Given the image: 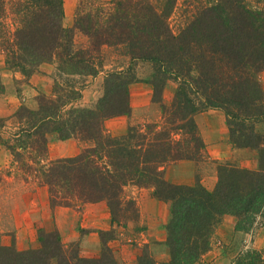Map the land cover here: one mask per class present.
<instances>
[{
  "label": "trees",
  "instance_id": "16d2710c",
  "mask_svg": "<svg viewBox=\"0 0 264 264\" xmlns=\"http://www.w3.org/2000/svg\"><path fill=\"white\" fill-rule=\"evenodd\" d=\"M176 1L169 0L160 12L152 0H112L107 6L80 0L74 26L66 27L64 0H0V44L11 69L30 76L41 63L54 62L67 76H95L104 64V48L123 46L131 63L153 64L156 91L169 80L177 84L171 104H162V120L115 136L106 133V120L131 110L127 70L107 75L105 96L94 108L75 103L79 88L65 87L66 93H60L64 86L58 82L55 95L41 93L35 109L17 113L21 121L9 137H3L6 124H0V139L26 179L41 177L48 186L52 206L82 207L105 200L114 221L136 219L139 210L126 197L127 187L154 185L156 195L173 205L169 264H196L226 214L236 216L237 229L246 231L264 215V131L257 129L264 122L259 79L264 70V6L255 8L249 0L202 4L175 32L168 17ZM77 32L87 38L85 45L77 43ZM210 108L225 111L236 146L259 150V167L219 162L213 190L201 183L168 182L166 165L207 156L195 115ZM51 134L92 144L76 156L47 161ZM47 236L44 247L36 250L0 247L8 251H0V264H120L109 254L85 258L71 253L57 230ZM132 264L160 263L146 248ZM234 264H264V255L249 250Z\"/></svg>",
  "mask_w": 264,
  "mask_h": 264
},
{
  "label": "rangeland",
  "instance_id": "374dc122",
  "mask_svg": "<svg viewBox=\"0 0 264 264\" xmlns=\"http://www.w3.org/2000/svg\"><path fill=\"white\" fill-rule=\"evenodd\" d=\"M111 1L94 0L95 3H93L106 5ZM249 1L255 8L259 6L263 8L264 6V3H258L256 0ZM152 2L157 10L161 12L165 10L169 0H152ZM216 2L217 0H177L168 17L173 30L178 32L185 25L186 21L190 19L193 10L199 7V5L214 4ZM94 4L92 6L95 7ZM79 5L80 0H64V25L66 27L74 26L76 9ZM76 40L79 45H85L87 42V38L80 32L76 33ZM103 54L104 64L100 72L95 76H67L58 71L57 64L54 62H43L30 76H26L21 71L14 68L11 69L8 66L6 53L0 44V118H4L5 120L3 122L0 121V124L1 126L4 123L6 124V128L2 130L3 137H9V132L15 130L16 125L21 121L17 113H25L29 108L35 109L38 106L37 97L41 93L55 95L54 90L58 88V82H60L61 86H64L63 88H59L60 93H66L64 92L65 87L66 91L79 88L80 97L75 100V103L78 105L83 107H96L99 101L105 96V81L107 75L117 70H127V79L132 80L129 85L130 95L132 94V89L138 85H151L153 89V103H142L140 100V102L133 104L132 97H130L131 110L129 114L113 116L107 119L105 126L106 133L122 136L129 129H132L131 127L137 125L144 126L146 123L162 120V104H171L177 88L176 82L169 80L162 91H156L152 83L154 68L151 62L139 60L131 63V60L127 57L128 55L125 54L123 46H107L104 48ZM34 74L44 77V80H41V82H44L42 88H38L32 84L31 78ZM259 79L264 88V70L259 74ZM156 98H159L161 101L155 100ZM120 116H125V118L130 117L128 123L125 125V129L121 130L123 132H117L115 130L117 129L115 126L118 124L116 122L120 120ZM257 129L260 132L264 131L263 120L257 123ZM231 143L236 146L232 141ZM91 144L92 142H85L78 137L60 139L55 134H51L49 137L47 161L76 156L84 147ZM240 148H247V151L244 154H238L234 160L209 158L208 153L203 161L191 160L196 163L194 176H190V173L188 175V171L184 167L170 166L179 161L170 163L164 168V179L173 184L196 185V183H201L205 186L202 182L204 180L207 183V187H205L208 189L211 182L210 179L213 177L216 183L213 188L209 189L213 190L219 180V162L229 161L248 169H257L259 167V150L252 147ZM252 165H255V167H250ZM19 167L12 152L0 139L1 248L5 249L8 247L15 251L40 249L44 247L42 242H45L44 238L48 237L47 233L57 230L67 250L71 251V253L78 251V254L85 258H100L103 254H109V259L114 257L120 264H132L137 261L143 249L146 248H148L153 257L155 256L151 245L149 243H142L139 240L140 233L145 229L143 227L144 225L140 224V212L136 219L125 218L117 221H114L111 213L112 222L111 226L107 229L102 230L100 227H82L84 226V216L80 212L84 210L85 206H52L49 200L48 186L43 183L41 177L37 179L31 175V178L26 179L24 176L27 175ZM182 175L189 180L178 181L179 176ZM128 187H130L129 191H125L127 198L134 199L136 196L141 198V194L144 192L158 197L154 185L140 186L130 184ZM134 200L139 210L138 200ZM106 203L108 204L107 201ZM169 203L171 204L172 212L173 205L171 201ZM236 219L237 226L238 218L236 217ZM220 222L214 229L210 249L202 255L196 264H234L238 258H242L249 250L258 251L264 255V230L262 229L264 228V215L257 216L252 226H250L249 231L235 228L237 231H242L245 234L241 241H237V244L234 243L235 236H230L226 243L220 241L223 240L225 233L228 231L226 226L220 228ZM91 231L94 234H90ZM257 238L261 239L256 242ZM1 248V253L8 252L5 250L2 252L3 249ZM224 253L229 255V257H225V260H217V255ZM171 258L170 248L169 262L166 264L170 263ZM157 260L160 261V264L164 263L161 258ZM111 262L112 260L106 264H111Z\"/></svg>",
  "mask_w": 264,
  "mask_h": 264
},
{
  "label": "crops",
  "instance_id": "0c3cea01",
  "mask_svg": "<svg viewBox=\"0 0 264 264\" xmlns=\"http://www.w3.org/2000/svg\"><path fill=\"white\" fill-rule=\"evenodd\" d=\"M43 78L44 77L34 74L31 78L32 84L38 88H42L44 82H41V80H44ZM152 95L153 89L151 85H138L132 89V103L136 104L141 100L142 103L151 104L153 103ZM127 118H125V116L119 117L120 120L116 122L118 124L115 126L117 132L125 129V125L128 123L130 117ZM195 120L208 147L209 158L234 160L238 154H244L245 151H247V148L236 147L231 143L228 118L224 110L220 108H210L201 111L195 115ZM170 166L184 167L188 171V175L190 173V176H194L196 163L191 160H182ZM250 167H255V165ZM178 179V181H183L185 179L189 180L183 175L179 176ZM210 180L211 182L208 189L213 188L216 183L213 177ZM202 182L207 187V183L204 180H202ZM129 189L130 187H127L126 190L129 191ZM134 199L138 200L140 224L144 225L143 227L145 228L140 233V242L149 243L151 245L156 260L161 258L164 262L162 264L168 263L170 255L169 224L172 219L171 204L169 201L145 192L141 194V198L136 196ZM84 206V210L80 212L84 216V226L82 227H100V229L103 230L111 226L112 217L106 201L87 203ZM236 221L237 219L233 215H225L223 217L220 222V228L226 226L228 231L225 233L223 240L220 241L226 243L230 236H235L234 243L237 244V241L243 239V235L245 234L235 229ZM262 229L264 230V228ZM90 234H94V232L91 231ZM259 239L261 238H257L256 242L259 241ZM225 257H229V255L226 253L219 254L217 255V260H225Z\"/></svg>",
  "mask_w": 264,
  "mask_h": 264
}]
</instances>
